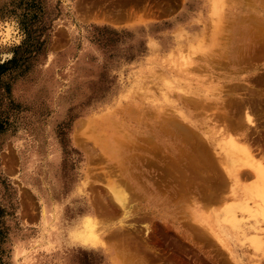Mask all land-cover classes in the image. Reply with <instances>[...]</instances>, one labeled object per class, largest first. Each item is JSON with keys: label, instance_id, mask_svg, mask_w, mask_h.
<instances>
[{"label": "rangeland", "instance_id": "1", "mask_svg": "<svg viewBox=\"0 0 264 264\" xmlns=\"http://www.w3.org/2000/svg\"><path fill=\"white\" fill-rule=\"evenodd\" d=\"M263 20L264 0H0V264H264L243 154L264 164Z\"/></svg>", "mask_w": 264, "mask_h": 264}, {"label": "bare ground", "instance_id": "2", "mask_svg": "<svg viewBox=\"0 0 264 264\" xmlns=\"http://www.w3.org/2000/svg\"><path fill=\"white\" fill-rule=\"evenodd\" d=\"M260 2V1H259ZM262 14V13H261ZM263 18V17H262ZM261 17H260V20L262 19ZM254 19V18H253ZM258 19V18H257ZM255 20V19H254ZM256 21L257 20H255V22L254 23H256ZM264 21V20H263ZM257 22H260V21H257ZM251 24V23H250ZM258 24V23H257ZM260 25V24H259ZM263 30V29H262ZM258 35V34H257ZM255 38V37H254ZM236 52V51H235ZM237 53H239V52H237ZM192 57V56H191ZM250 57V56H249ZM187 69V68H186ZM188 72V71H187ZM186 73V72H185ZM177 97V96H176ZM193 97V96H192ZM172 121H173V119H171ZM161 121L162 122V124L161 123H159V124H161L160 126H168V125H170L171 124V122L172 121ZM174 121H176L175 119H174ZM173 123V122H172ZM176 123H178L177 121H176ZM175 124V123H174ZM173 124V125H174ZM172 125V126H173ZM164 126V127H165ZM171 126V125H170ZM170 128V127H169ZM176 129V128H175ZM181 129V128H180ZM175 133V132H174ZM170 134V133H169ZM177 134V133H176ZM150 135V134H149ZM163 135V134H162ZM174 135V134H173ZM153 136V135H152ZM160 136H161V133H160ZM167 136V135H166ZM184 136L187 138V136L184 134ZM184 136H182L183 138H184ZM147 137V136H146ZM190 137V136H189ZM150 138V137H149ZM148 138V139H149ZM165 138V137H164ZM169 138H171V137H169ZM177 138V137H176ZM192 138V137H191ZM195 138V137H194ZM194 138H192V140L194 139ZM173 139V138H172ZM188 139V138H187ZM190 139V138H189ZM188 139V140H189ZM140 140V139H139ZM147 140V139H146ZM145 140V141H146ZM174 140V139H173ZM172 140V141H173ZM176 140V139H175ZM182 140V139H181ZM192 140H190V141H192ZM156 141V140H155ZM171 141V140H170ZM178 141V140H177ZM151 142H152V140H151ZM158 142V141H157ZM168 142V141H167ZM182 142V141H181ZM187 142V141H186ZM185 142V143H186ZM192 142H194V144H195V139L192 141ZM191 142V144H193ZM148 143H150V140H149V142ZM162 143V142H161ZM190 143V142H189ZM227 143L228 144H226V148L228 147H230V148H236L237 147V144H236V142L234 141V140H231V139H229L228 141H227ZM147 144V143H146ZM155 144V143H154ZM157 144V143H156ZM188 144V143H187ZM199 144V143H198ZM224 144V143H223ZM149 145V144H148ZM175 145V144H174ZM179 145H181V144H179ZM196 145V144H195ZM142 146V145H141ZM145 146V145H144ZM157 146V145H156ZM190 146V145H189ZM200 146V145H199ZM198 146V147H199ZM224 146V145H223ZM165 147H167V146H165ZM177 147H178V145H177ZM184 147H185V145H184ZM159 148H163V147H159ZM179 148V147H178ZM188 148V147H187ZM197 148V147H196ZM227 148V149H228ZM229 148V149H230ZM166 149V148H165ZM170 149V148H169ZM189 149V148H188ZM194 149V148H193ZM198 149V148H197ZM237 149V148H236ZM184 151H183V153L182 154H184L185 153V149H183ZM231 150V149H230ZM238 150V149H237ZM163 151V150H162ZM198 151V150H197ZM199 151H201V150H199ZM167 152H168V150H167ZM177 152V151H176ZM191 152V151H190ZM242 152V151H241ZM163 153V152H162ZM187 153H188V150H187ZM192 153V152H191ZM200 153V152H199ZM201 153H202V151H201ZM200 153V154H201ZM164 154V153H163ZM177 154V153H176ZM243 154H245L246 155V157L247 158H249V160H250V162H251V164H250V170L248 169L247 171H249V172H247V173H249L248 174V176H252V177H255L256 178V180L258 181V183H257V191L259 192V194L257 195V197L259 198V201L257 200V208L258 209H260L263 213H264V164L262 163V162H259V161H257V160H255L254 159V156L252 155V153H251V151L250 150H247V149H244V151H243ZM184 155H187V154H184ZM202 155H204V154H202ZM201 155V156H202ZM183 156V155H182ZM161 157V156H160ZM166 157V156H165ZM171 157H173V156H171ZM174 157H179V156H175L174 155ZM197 157V156H196ZM258 157V156H257ZM167 158H169V157H167ZM198 158V157H197ZM205 158V157H204ZM207 158V157H206ZM224 158V157H223ZM237 158V157H236ZM162 159V158H161ZM178 159V158H177ZM135 160V159H134ZM164 160V159H163ZM172 160V159H171ZM173 160H174V158H173ZM172 160V161H173ZM199 161H200V159H198ZM222 160V159H221ZM120 161V160H119ZM122 161V160H121ZM132 161V160H131ZM166 161V160H165ZM169 161H170V159H169ZM180 161V160H179ZM179 161H177V162H179ZM201 162H202V160H201ZM200 162V163H201ZM165 163V162H164ZM183 163V162H182ZM168 164V163H167ZM172 164V163H171ZM173 164H177V163H174V161H173ZM194 164V163H193ZM193 164H191V165H193ZM206 164V163H205ZM204 165V164H203ZM207 165V164H206ZM161 166V165H160ZM172 166V165H171ZM177 166H179V163L177 164ZM183 166V165H182ZM186 166V165H185ZM198 166V165H197ZM214 167H215V165H213ZM212 166V167H213ZM174 167H175V165H174ZM180 167H181V165H180ZM187 167V166H186ZM189 167V166H188ZM193 166H191L190 168H192ZM207 167V166H206ZM211 167V168H212ZM232 167V166H231ZM230 166H227V168H228V171L227 172H229V174L232 176V177H234V179L236 180V182L238 183L237 184V193L235 194L236 195V198L238 199V196H239V194L241 195L243 192H245L244 190L245 189H240V187L241 186H238L239 185V180H240V175H243L242 174V169L240 170H238V168H237V170H235L236 168H235V166H234V168L232 167L231 168ZM169 168H171L170 166H169ZM173 168V167H172ZM171 168V169H172ZM185 168V167H184ZM190 168L187 170V171H191L190 170ZM194 168V167H193ZM198 168V167H197ZM205 168V167H204ZM210 168V167H209ZM210 168V169H211ZM202 169V168H201ZM208 169V168H207ZM214 168H212V170H213ZM123 170V169H122ZM183 170V169H182ZM197 170V169H196ZM199 171H200V169H198ZM218 170V169H217ZM176 171V170H175ZM175 171H174V173H175ZM179 171V170H178ZM198 171V172H199ZM211 171V170H210ZM209 171V169H208V171L207 172H210ZM177 172V171H176ZM184 172V171H183ZM193 172V171H192ZM192 172H191V174H192ZM203 172V171H202ZM214 172H215V170H214ZM193 173H195V172H193ZM200 173V172H199ZM244 173V172H243ZM202 175H204L203 173H201ZM226 174V173H225ZM176 175H178V174H176ZM180 175H183V174H181L180 173ZM186 175V174H185ZM211 175V174H210ZM216 175H217V173H216ZM131 176V175H130ZM171 176V175H170ZM188 176V175H187ZM193 176H196V174H194ZM225 176V175H224ZM212 177V176H211ZM214 177V176H213ZM218 177V176H217ZM216 177V178H217ZM244 177H246V176H244ZM191 178V177H190ZM228 178V177H227ZM169 179V178H168ZM174 179V178H173ZM188 179H189V177H188ZM188 179H187V181H188ZM244 179H246V178H244ZM190 180V179H189ZM230 181V179H226V181ZM178 181H179V179H178ZM202 181H204L203 179H202ZM201 181V182H202ZM244 181V180H243ZM184 182V181H183ZM189 182V181H188ZM188 182H186V183H188ZM191 182V181H190ZM198 182V181H197ZM196 182V183H197ZM207 182V181H206ZM220 182V181H219ZM232 182V181H231ZM191 183H193V182H191ZM214 183H216V182H214ZM180 184H182V183H180ZM195 184V183H194ZM194 184L192 185V186H194ZM199 184H201L200 182H199ZM213 184V183H212ZM186 185V184H185ZM190 185V186H191ZM196 185V184H195ZM202 185V184H201ZM206 185V184H205ZM204 185V186H205ZM119 186V185H118ZM209 186V185H208ZM215 186H217V185H215ZM231 186V185H230ZM121 187V186H120ZM124 187V186H123ZM222 187V186H221ZM256 187V186H255ZM185 188V187H184ZM207 188H211V187H207ZM213 188H215V187H213ZM187 189V188H186ZM201 189V188H200ZM202 189H205V187L203 188L202 187ZM124 190V189H123ZM185 190V189H184ZM191 190H192V187H191ZM198 190H199V188H198ZM211 190V189H210ZM214 189H212V191H213ZM114 191H116V190H114ZM118 191H119V189H118ZM117 191V192H118ZM182 191V190H181ZM243 191V192H242ZM126 192V191H125ZM189 192V191H188ZM201 192V191H200ZM219 192V191H218ZM179 193V192H178ZM203 193V192H202ZM182 194V193H181ZM185 194V193H184ZM194 194V193H193ZM196 194V193H195ZM214 194V193H213ZM212 194V195H213ZM220 194H222V192L220 193ZM116 195V196H115ZM114 195V197L116 198V200H117V202L120 204V206H121V208H122V210H123V212H124V214L125 215H127V203H128V201H127V197L124 195V193L123 194H115ZM186 195V194H185ZM205 195V194H204ZM184 196V195H183ZM196 196V195H195ZM207 196H208V194H207ZM247 195L245 194L244 195V198L246 197ZM249 196H250V194H249ZM187 197V196H186ZM211 197V196H210ZM229 197V196H228ZM204 198H205V196H204ZM216 198V197H215ZM203 199V198H202ZM248 199V198H247ZM199 200V199H198ZM210 200V199H209ZM222 200V199H221ZM243 200V199H242ZM131 201V200H130ZM246 201H248V200H245V202H242V203H245L244 205L245 206H248V204L249 203H247ZM222 202V201H221ZM239 203H241V201L239 202ZM133 204V203H132ZM131 205V204H130ZM255 205H256V201H255ZM131 208H132V206H131ZM130 214V213H129ZM208 219V218H207ZM211 219V218H210ZM91 220H94V219H90V220H87L86 221V226L85 227H87V229L90 231V234H89V236L88 237H86L85 239H84V241L82 240L81 242H83L84 244L85 243H87V244H85V245H95L99 240H100V236H102L101 235V228H100V224H98V222L97 223H95L94 221H91ZM204 220V219H203ZM213 220V219H212ZM209 221V220H208ZM207 221V222H208ZM258 226H256V228L254 229L256 232H260V230L263 232V229L261 228V226H260V224H257ZM225 229V228H224ZM104 230V229H103ZM87 231V230H86ZM225 231V230H224ZM109 235V234H108ZM81 235H79V237H80ZM78 237V238H79ZM80 239H81V237H80ZM135 244V243H134ZM107 246V245H106Z\"/></svg>", "mask_w": 264, "mask_h": 264}]
</instances>
